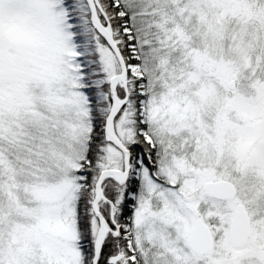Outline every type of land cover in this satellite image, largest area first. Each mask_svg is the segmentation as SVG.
Masks as SVG:
<instances>
[{
    "label": "snow or ice",
    "instance_id": "6c2138e0",
    "mask_svg": "<svg viewBox=\"0 0 264 264\" xmlns=\"http://www.w3.org/2000/svg\"><path fill=\"white\" fill-rule=\"evenodd\" d=\"M0 264H264V0H0Z\"/></svg>",
    "mask_w": 264,
    "mask_h": 264
}]
</instances>
